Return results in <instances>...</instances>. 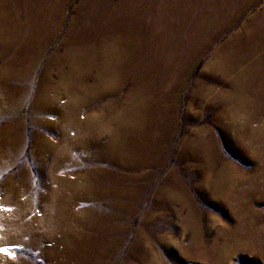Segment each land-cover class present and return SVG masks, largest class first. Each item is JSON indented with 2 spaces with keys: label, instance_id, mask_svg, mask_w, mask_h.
Listing matches in <instances>:
<instances>
[{
  "label": "rangeland",
  "instance_id": "rangeland-1",
  "mask_svg": "<svg viewBox=\"0 0 264 264\" xmlns=\"http://www.w3.org/2000/svg\"><path fill=\"white\" fill-rule=\"evenodd\" d=\"M0 248L264 264V0H0Z\"/></svg>",
  "mask_w": 264,
  "mask_h": 264
},
{
  "label": "snow or ice",
  "instance_id": "snow-or-ice-1",
  "mask_svg": "<svg viewBox=\"0 0 264 264\" xmlns=\"http://www.w3.org/2000/svg\"><path fill=\"white\" fill-rule=\"evenodd\" d=\"M0 252H5L7 254V250L4 248H0Z\"/></svg>",
  "mask_w": 264,
  "mask_h": 264
},
{
  "label": "bare ground",
  "instance_id": "bare-ground-1",
  "mask_svg": "<svg viewBox=\"0 0 264 264\" xmlns=\"http://www.w3.org/2000/svg\"><path fill=\"white\" fill-rule=\"evenodd\" d=\"M110 42V41H109Z\"/></svg>",
  "mask_w": 264,
  "mask_h": 264
}]
</instances>
